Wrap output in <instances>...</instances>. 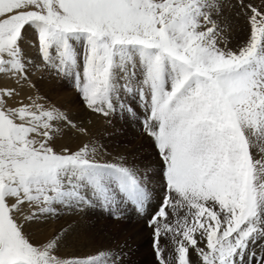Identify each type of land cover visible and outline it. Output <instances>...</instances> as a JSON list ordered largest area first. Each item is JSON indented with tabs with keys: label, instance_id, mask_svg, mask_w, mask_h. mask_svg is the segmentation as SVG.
Instances as JSON below:
<instances>
[{
	"label": "snow or ice",
	"instance_id": "snow-or-ice-1",
	"mask_svg": "<svg viewBox=\"0 0 264 264\" xmlns=\"http://www.w3.org/2000/svg\"><path fill=\"white\" fill-rule=\"evenodd\" d=\"M234 20L247 33L229 48ZM29 49L87 112L135 113L157 171L110 153L44 95ZM125 205L148 216L156 264H264V8L0 0V264H125L122 248L67 254L65 230L31 232L62 211L100 207L115 219Z\"/></svg>",
	"mask_w": 264,
	"mask_h": 264
},
{
	"label": "rangeland",
	"instance_id": "rangeland-1",
	"mask_svg": "<svg viewBox=\"0 0 264 264\" xmlns=\"http://www.w3.org/2000/svg\"><path fill=\"white\" fill-rule=\"evenodd\" d=\"M251 2L253 3L254 6L258 8H264V0H251ZM236 33L237 32H234V35ZM228 34L229 32L225 33L226 41L227 43H229L228 45H231L234 42L236 43L240 42L236 38V36L231 37ZM28 54L31 57H33L36 61V64L33 65V72L34 71L37 72L34 73L36 77L33 79V81L37 84L40 91L44 95L50 97L51 100L56 102L58 105H62L66 108H68L69 106L68 109L72 111L73 116H80L81 119L84 120L88 126H91L92 129L90 133L92 137L100 141V143H102L110 153H112L113 155L117 153H123L126 156H128V158L132 161H135L133 160V153L134 154L141 153L142 157L139 162L142 163H146L150 161H155L156 163L158 162L159 158L156 155V150L153 146L152 140L144 134L140 119L135 113L130 115L127 113L117 112L109 116L111 121L109 120L108 122H104V123H108L109 124L108 128L111 127L110 129L115 130L116 133L114 134V133H109V131H105L106 129L103 127L105 129L104 130L102 128V125H99L98 123L102 122L107 117H103L101 115H92L91 113L87 112L83 108L79 96L74 90L71 82H67L63 79L54 78L52 76L47 75L46 72H44L43 70H38L36 65H38L40 61L35 49H29ZM115 120L117 122H120L121 125L116 124V126H118L116 127L115 124L112 123ZM136 128L137 130H135ZM116 134L119 136H117ZM65 139L66 137L64 136L63 138L60 139V141L61 140L65 141ZM110 143H113L115 146V148L112 151L108 149L107 144ZM136 149L138 152L136 151ZM130 151L133 152L131 153ZM135 162L137 163V161ZM156 171L157 168H154L153 171L151 172L155 173ZM153 183L155 182L152 181V187L154 186H155L154 188L159 187V184L156 183L153 184ZM158 202H159V197L156 195V193L155 194L153 193V199L151 203L153 205H156ZM134 209L135 207L132 205H125L120 210L118 214V218L115 219L108 211L100 207L85 208L82 211H75V213H77L78 215L81 213L80 216L82 220L86 219L85 220L86 226L84 227L85 230H92V232L94 233V235L88 234V236H85L86 239L88 237L91 239L90 241L88 238V241H86L87 242L86 247H88L86 248L87 249L86 253H90V249H92V251L95 252L99 248L100 249L106 247L122 248L125 253L124 256L125 264H152L156 259L153 252L152 230L147 226L146 223L148 216L140 214L136 211V209L135 210ZM68 219H69V212L62 211L60 216L55 218L56 226L59 227L61 223L67 224ZM33 227L34 225L32 226L31 232H34ZM88 242L91 244L90 246ZM153 264H156V261Z\"/></svg>",
	"mask_w": 264,
	"mask_h": 264
},
{
	"label": "bare ground",
	"instance_id": "bare-ground-1",
	"mask_svg": "<svg viewBox=\"0 0 264 264\" xmlns=\"http://www.w3.org/2000/svg\"><path fill=\"white\" fill-rule=\"evenodd\" d=\"M259 2V1H258ZM257 3V2H256ZM257 5V4H256ZM261 5V4H260ZM262 6V5H261ZM263 7V6H262ZM234 24H233V28H232V31L230 32L229 31V34L231 37H235L240 41L239 43L237 42H234L233 44L231 45H228L229 48H235L237 47L245 38H246V33H247V28L246 26L243 24L242 21H237V20H234L233 21ZM234 32H237L235 35H234ZM232 39V38H231ZM237 40V41H238ZM229 44V43H228ZM37 71H34V73H36ZM36 77V75L34 74V77H32V79H34ZM6 83H9L10 82H6ZM64 89V88H63ZM25 91H27V89H25ZM59 91V90H58ZM53 92V91H52ZM73 94V93H72ZM71 94V95H72ZM59 99V98H58ZM71 99V98H70ZM73 99V98H72ZM60 101V100H58ZM76 101V100H75ZM62 102V101H61ZM74 102V101H73ZM68 103V102H67ZM71 105V104H70ZM69 108V106H68ZM75 108V107H74ZM76 114V113H75ZM81 119L80 116H77ZM96 119V118H95ZM82 120V119H81ZM110 120V117H107L105 118L102 122H99L98 124L99 125H102V128L105 130V131H109V133H116L115 130H112L110 128H108V123H104V122H108ZM117 120V119H116ZM113 121L112 123L115 124H120V122H117V121ZM111 121V120H110ZM125 122V121H124ZM93 123V122H92ZM88 129L89 131H91L92 127L91 126H88ZM118 127V126H116ZM121 127V126H120ZM128 130V129H127ZM137 130V128L135 129ZM93 133V132H92ZM99 134H102V133H99ZM106 134V133H105ZM96 135V134H95ZM117 135V134H116ZM105 136V135H104ZM119 136V135H117ZM66 139L65 141H58V143H62V144H68L69 146L71 147H74L76 144L79 143V139L78 137H75V136H65ZM101 137V136H100ZM104 139V138H103ZM139 139V138H138ZM106 141V140H105ZM146 142V141H145ZM107 143V142H106ZM140 144V143H139ZM138 144V145H139ZM108 145V149L110 151H112L115 146L113 143H110V144H107ZM136 145V144H135ZM133 147V146H132ZM146 147V146H145ZM144 148V147H143ZM135 149V148H134ZM149 149V148H147ZM119 150V149H118ZM140 150V149H139ZM146 150V149H145ZM137 151V149H136ZM148 151V150H147ZM131 153L133 151H130ZM138 152V151H137ZM149 152V151H148ZM142 155L141 153H136L134 154L133 153V160L137 161V164L140 165V166H143V165H148V164H151L152 165V168H151V171H153L154 168H157V163L155 161H150V162H146V163H142V162H139L140 159H141ZM144 162V161H143ZM153 181L158 184L157 180L153 179ZM153 183V184H155ZM155 187V186H154ZM153 187V188H154ZM159 191V187L155 188ZM155 194V193H154ZM153 205V204H152ZM135 210V209H134ZM69 212V219L67 221V224H64V223H61V225L59 227L56 226V222H55V218L49 220V221H46L45 223L43 224H39V225H36L34 224V227H33V231L32 232L33 234V237L35 239H45L46 237H51L53 236L55 233H57L58 231L60 230H65L64 231V236H65V240H64V251L65 253L67 254H75V255H80V254H83V253H86L87 252V249L88 247H86L87 245V242L88 241V238L86 239L85 236H88V234H91V235H94V233L92 232V230H85V226H86V222L84 220H82L80 214L78 215L77 213H75V211H68ZM84 217V216H83ZM139 217V216H138ZM117 224V223H116ZM138 225V224H137ZM57 227V228H55ZM144 227V226H143ZM141 229V228H140ZM144 229V228H143ZM102 231V230H101ZM150 231V230H149ZM96 232V231H95ZM108 237V236H107ZM92 238V237H91ZM89 240L91 241V239L89 238ZM95 241V240H93ZM144 241V240H143ZM89 243V242H88ZM92 243V242H91ZM108 243V242H107ZM91 244L89 243V246ZM99 245V244H98ZM126 245V244H125ZM97 246V245H96ZM105 246V245H104ZM150 247V246H149ZM100 249V248H99ZM146 249V248H145ZM143 250V249H142ZM147 250V249H146ZM149 251V250H148ZM90 252H93L92 249H90ZM146 252V251H145ZM132 253V251H131ZM134 256V255H133ZM152 259V258H151ZM156 261V260H155ZM154 261V262H155ZM153 262V263H154ZM152 263V264H153Z\"/></svg>",
	"mask_w": 264,
	"mask_h": 264
}]
</instances>
